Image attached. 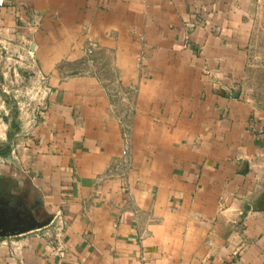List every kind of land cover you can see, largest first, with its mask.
Listing matches in <instances>:
<instances>
[{
	"label": "crops",
	"instance_id": "0c3cea01",
	"mask_svg": "<svg viewBox=\"0 0 264 264\" xmlns=\"http://www.w3.org/2000/svg\"><path fill=\"white\" fill-rule=\"evenodd\" d=\"M259 2L6 1L49 98L0 158V264H264Z\"/></svg>",
	"mask_w": 264,
	"mask_h": 264
},
{
	"label": "rangeland",
	"instance_id": "374dc122",
	"mask_svg": "<svg viewBox=\"0 0 264 264\" xmlns=\"http://www.w3.org/2000/svg\"><path fill=\"white\" fill-rule=\"evenodd\" d=\"M6 1L0 0V8L9 7ZM249 19L248 65L238 95L264 116V2L251 8ZM30 24H16L13 29L0 25V158L20 147L48 104L46 77L32 44L36 24Z\"/></svg>",
	"mask_w": 264,
	"mask_h": 264
},
{
	"label": "built area",
	"instance_id": "2783aa9c",
	"mask_svg": "<svg viewBox=\"0 0 264 264\" xmlns=\"http://www.w3.org/2000/svg\"><path fill=\"white\" fill-rule=\"evenodd\" d=\"M1 4V3H0ZM125 153V152H124Z\"/></svg>",
	"mask_w": 264,
	"mask_h": 264
}]
</instances>
